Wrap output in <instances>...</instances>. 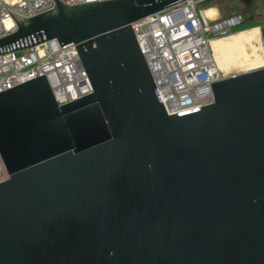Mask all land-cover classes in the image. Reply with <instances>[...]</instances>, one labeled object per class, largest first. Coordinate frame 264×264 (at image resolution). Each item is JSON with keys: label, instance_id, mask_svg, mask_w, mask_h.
Masks as SVG:
<instances>
[{"label": "water", "instance_id": "1", "mask_svg": "<svg viewBox=\"0 0 264 264\" xmlns=\"http://www.w3.org/2000/svg\"><path fill=\"white\" fill-rule=\"evenodd\" d=\"M54 1L0 54L74 43L93 91L0 92V264H264V67L169 115L131 24L181 0Z\"/></svg>", "mask_w": 264, "mask_h": 264}, {"label": "built area", "instance_id": "2", "mask_svg": "<svg viewBox=\"0 0 264 264\" xmlns=\"http://www.w3.org/2000/svg\"><path fill=\"white\" fill-rule=\"evenodd\" d=\"M68 5L105 0H62ZM210 0H181L131 24L169 115L211 104V83L226 78L212 53L213 36L240 24L237 17L217 24L203 8ZM8 10L30 17L53 9L54 0H0V38L15 30ZM223 26L218 27V25ZM46 76L59 106L92 93L74 43L46 40L0 54V92ZM8 178L0 153V182Z\"/></svg>", "mask_w": 264, "mask_h": 264}, {"label": "bare ground", "instance_id": "3", "mask_svg": "<svg viewBox=\"0 0 264 264\" xmlns=\"http://www.w3.org/2000/svg\"><path fill=\"white\" fill-rule=\"evenodd\" d=\"M218 14V10L214 7L206 9V15L213 21L217 19ZM221 26L223 24L218 25ZM211 48L213 58L224 75L233 74L241 69L253 71L251 69L264 63L262 34L261 32L257 34L255 30H245L227 37L215 38L211 41Z\"/></svg>", "mask_w": 264, "mask_h": 264}, {"label": "rangeland", "instance_id": "4", "mask_svg": "<svg viewBox=\"0 0 264 264\" xmlns=\"http://www.w3.org/2000/svg\"><path fill=\"white\" fill-rule=\"evenodd\" d=\"M210 7L216 8L219 13L217 19L211 22L212 25L234 17L239 18L241 21L237 26L230 27L226 31L213 36V39L227 37L245 30H255L257 34L260 32L262 34V30H264V0H210L203 6L205 9ZM260 67H264V63L260 64L257 68ZM241 70H237L233 74H227L226 77L250 71Z\"/></svg>", "mask_w": 264, "mask_h": 264}]
</instances>
